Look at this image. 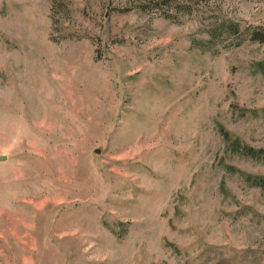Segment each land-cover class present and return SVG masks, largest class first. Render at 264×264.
<instances>
[{
	"label": "rangeland",
	"instance_id": "rangeland-1",
	"mask_svg": "<svg viewBox=\"0 0 264 264\" xmlns=\"http://www.w3.org/2000/svg\"><path fill=\"white\" fill-rule=\"evenodd\" d=\"M0 264H264V0H0Z\"/></svg>",
	"mask_w": 264,
	"mask_h": 264
},
{
	"label": "water",
	"instance_id": "water-1",
	"mask_svg": "<svg viewBox=\"0 0 264 264\" xmlns=\"http://www.w3.org/2000/svg\"><path fill=\"white\" fill-rule=\"evenodd\" d=\"M0 159H3V158H0Z\"/></svg>",
	"mask_w": 264,
	"mask_h": 264
}]
</instances>
